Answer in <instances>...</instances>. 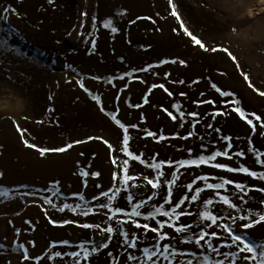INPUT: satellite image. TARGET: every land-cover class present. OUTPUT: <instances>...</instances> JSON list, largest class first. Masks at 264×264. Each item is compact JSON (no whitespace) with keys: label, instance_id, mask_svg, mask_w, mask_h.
<instances>
[{"label":"rangeland","instance_id":"1","mask_svg":"<svg viewBox=\"0 0 264 264\" xmlns=\"http://www.w3.org/2000/svg\"><path fill=\"white\" fill-rule=\"evenodd\" d=\"M5 7L15 12L7 13L6 20L0 19V264H73L64 253L80 251L76 245L90 240L99 243L103 238L63 221L97 223L106 219L103 215H78L82 209L95 210L99 202H106L105 197L93 199L102 191L119 187L121 192L116 193L112 205L131 211L126 199L129 193L112 179L113 171L119 172L120 168L114 167L111 160L115 158L121 166L124 159H129L120 151L124 133L105 112L116 115L126 126L136 125L128 128V147L147 163L176 162L227 151L232 160L218 157L214 162L264 172V155L261 164L256 163L255 155L256 151L264 153L260 127L253 132L232 111L239 108L257 125L259 122L250 114L264 121V95H260L264 92V0H171V5L168 0H52L51 4L48 0H0V16L5 15ZM173 10L179 21L171 15ZM107 20L112 24L105 28ZM112 27L117 31L112 32ZM184 29L209 50L195 44ZM214 47L227 48L239 67L226 53L211 51ZM241 73L248 76L247 81ZM161 84L171 96L164 88L152 87ZM212 84L233 95L220 96ZM93 96L99 97V104ZM203 100H212L213 104L198 103ZM169 112L177 119L173 120ZM180 112L185 114L182 120ZM191 112L198 116H188ZM17 126L24 130L23 135ZM145 130L156 135L147 136ZM189 132L194 135L180 139ZM25 140L41 149L68 144L72 147L41 156L36 148L26 147ZM237 152L244 155L236 156ZM128 169L130 174L140 175L135 183L143 185L129 189L137 193L133 202L146 200L153 191L157 193L142 212L164 203L161 197L166 189L153 190L143 181L144 175L153 178L152 169L133 160H129ZM81 170L88 175L81 176ZM161 171L165 174L162 180L171 179L172 171L179 176L172 189L173 200L190 195L183 185L197 175L233 179L249 187L264 186V181L204 165L185 169L175 163L169 168L165 163ZM197 185L203 187V182L197 181ZM227 187L231 192V186ZM246 199L248 204H240L241 208L250 206L254 212H264L259 204L264 193L252 191ZM49 200L51 203L46 202ZM65 204L76 208L77 214L68 208L57 211ZM200 207V202L187 205L192 212ZM221 207L217 204L212 210ZM181 220L192 223L193 217ZM109 223L121 227L114 221ZM240 223L233 227L239 230ZM122 227L128 229L127 225ZM134 231L141 237L138 248H152L154 234L148 233L145 238L142 230ZM246 231L257 240L264 239V222ZM64 240L69 245L59 243ZM172 244L177 251L222 258L193 245L177 241ZM92 246L85 243L89 249ZM25 251L32 259H23ZM55 252H61L62 258L55 257ZM127 252L144 259L138 250ZM125 255L122 237L114 233L107 248L92 254L87 262L81 259V264H126ZM190 258L177 256L172 264ZM158 264L168 262L161 259Z\"/></svg>","mask_w":264,"mask_h":264},{"label":"snow or ice","instance_id":"2","mask_svg":"<svg viewBox=\"0 0 264 264\" xmlns=\"http://www.w3.org/2000/svg\"><path fill=\"white\" fill-rule=\"evenodd\" d=\"M51 4L52 0H48ZM169 5H171V0H168ZM12 12L14 13L15 10L11 9L10 7L3 8V13L5 15L0 16V19L6 20L7 13ZM172 16H175L176 19L179 21V17L176 12L173 10L171 12ZM112 24L111 20H107L104 22V27L108 28ZM183 28V25L181 24ZM112 32H116L117 29L115 27L111 28ZM175 32L176 29H173ZM186 35H189L192 41L199 45L203 50L208 51L209 49L205 47V45L197 39V37L192 36L188 33L187 29H184ZM94 44V42H93ZM211 51H221L227 54V56L236 64V59L232 56V53L224 47L220 48H212ZM175 62V61H173ZM180 63H183L181 61ZM238 68L239 65L236 64ZM140 71H147V69H140ZM125 75H131V73H126ZM244 79L247 81L248 76L244 73H241ZM123 79L124 77H119ZM79 83V82H78ZM111 83V81H109ZM143 83V81H141ZM183 83V81H180ZM83 88V85H80ZM153 88L160 87L164 88L161 85H152ZM212 88L216 90L220 94V96H231L233 95L230 92L222 91L218 88L215 84L211 85ZM249 88H252V84H248ZM254 91L256 89H253ZM87 91V89H85ZM165 92H168L166 88H164ZM168 95L171 96L172 93L168 92ZM181 95H185L181 93ZM201 96L204 94L201 93ZM260 95H264V92H261ZM93 99L99 104V97L93 96ZM194 103H196L194 101ZM198 103L201 104H213L212 100H203L199 101ZM238 103V102H236ZM131 107V105H130ZM174 108H177V105H173ZM102 112L104 111L103 107L100 109ZM232 111L237 112L240 119L244 120L249 128L254 132L256 127L259 126L261 129V135H264V121L261 120V117L252 113L250 114L255 121L259 122L258 125L253 123V119H248L246 114L240 110L239 108H233ZM105 115L111 117L113 122L123 130V139H122V146L120 151L123 153L125 157L129 159H124L122 161V165H117V160L114 158L111 160V163L114 167H119L120 171H113L112 179L119 184H123L124 188L123 191L129 193L126 197L128 205L131 207V211H127L126 209L120 207H113L112 202L116 199V193L121 192L119 187L110 188L108 191H102L99 196H94L93 199L99 201L100 197H105L106 202H99L96 205V209L94 210L92 207H88L82 209L78 215L82 217L88 216H97L103 215L106 219L101 220L97 223H88V222H81L77 223L74 220H64L63 224H75L77 227L81 229H88L91 230L94 234L100 235L103 239L101 242L96 243L94 240H90L81 244L76 245L80 251H71L64 253L63 255H67L72 258L73 264H81V259L87 262L89 257L92 254H95L102 248H107L111 240L113 239V234L122 237V246L125 249V259L126 264L127 262H136V264H158V261L161 259L163 261H167L168 264H172L173 260L177 256H188L191 257L186 261L182 262V264H193V261L196 260L197 264H225V261H229V264H237L239 261L240 264H264V239L257 240L256 238L252 237L247 233L246 230L254 227L256 224H260L264 222V212H254L251 210L250 206L248 208H241L240 204H248V200L246 197L248 196L249 192L255 191L259 193H264V186L261 187H249L245 183L237 182L233 179L228 178H221L218 176H209V175H197L195 176L191 182L184 184L183 187L187 190V193L190 195L185 194L180 197H176L173 200V186L176 185V181L179 179L176 171H172L169 173L171 179H161L164 177L163 171H161L162 167L167 163L169 168L173 167V163H175L180 168H199L201 165L218 169L223 172L228 173H241L250 177L252 179H258L260 181H264V172H257L250 170L248 167L244 165H240L239 167H232L228 164L222 162H214L217 161L218 157H224L227 160H232V156L229 155L227 151H213L211 154L199 155L195 159H187V160H179L176 162H165L159 161L156 163H147L144 159L141 158V155H137L129 150V136H128V128L132 127L135 128L136 125L126 126L123 124L119 119H117L116 115L110 114L105 112ZM168 115L173 119L176 120L177 117L172 115L171 112ZM184 113H179V118L182 120L184 117ZM190 117H197L198 113L191 112L187 114ZM197 123L199 121H196ZM40 123V121H37ZM209 128L212 125H208ZM17 131L21 132L23 135V131L17 126ZM146 131V130H145ZM217 131H219L217 129ZM147 136H155V133L147 132ZM194 133L189 132L187 136H181L180 139H189L193 136ZM164 137H160L163 139ZM92 139V137H89ZM225 141L230 140L229 137L223 138ZM25 146L29 148H36V151L40 153L41 156L45 154V152H58L62 153L66 151V149L71 148L72 145L68 144L65 147H57L54 149H47V148H37L35 145L28 143V141H24ZM76 143H82V141H76ZM107 143V142H105ZM227 148H231V144L228 143L226 145ZM108 148L111 151H115L112 149V145L108 144ZM189 155L191 154V149H187ZM248 151H253L252 148H249ZM236 156H243V152L235 153ZM256 155V163L261 164L260 157L264 155L259 151L255 152ZM129 160L137 161L141 165L146 168L152 169L155 175L153 178H149L148 175L143 176V181L146 182V185L150 186L151 189L156 190L160 189L161 187L165 188V194L161 197L164 201L163 204L159 206H153L150 211L142 212L141 209L146 208L148 201H151L157 193L155 191L152 192L151 195L147 197L146 200H138L134 201L136 196V192H129V189H137L143 185H138L135 183L136 180L140 179L139 174H130L128 169ZM264 166V165H262ZM81 176L88 175V173L81 170ZM93 176L99 175L98 173H92ZM209 180H219L220 182L217 183H210ZM197 181L203 182V187L197 185ZM194 185H196L194 187ZM227 186H231L232 191H229ZM96 187H100L96 185ZM109 192H112V195H109ZM204 192L210 193V195L206 197H202L201 194ZM3 193H0L2 195ZM81 200H84L83 196H80ZM47 203H51V201H46ZM197 202H200L201 207L198 208L195 212L189 211L187 209V205H195ZM87 203V201H86ZM221 205V209L213 211L212 209L215 208V205ZM259 204L262 208H264V199L259 201ZM167 205V207H165ZM211 206V207H210ZM53 207H56L53 205ZM76 207H80L77 205ZM66 208L70 209L74 214L76 213V208H73L71 205L65 204L63 207L57 208V211L63 212ZM100 209H106V212L101 213ZM236 213H244L242 215H232L231 212ZM226 214H221V213ZM110 213V214H109ZM191 216L193 217V222L188 223L181 220L182 217ZM120 217H124V219H120ZM160 217L161 219H158ZM253 217H255L253 219ZM166 218V219H163ZM141 219L144 222H141ZM117 225H121L119 228H114L111 223L113 222ZM149 221L154 222L152 224ZM227 221H231L228 223ZM240 221L239 230H237L234 225ZM52 222V221H50ZM11 223V221H9ZM27 223V221H26ZM103 225V226H102ZM123 225H127L128 229L126 230ZM165 229H170L166 231ZM198 229V231H197ZM134 230H142L143 236L146 238L148 233L154 234L152 239L155 243L152 245V248L144 247L138 248V242L141 239L140 235ZM18 232V230H17ZM166 243H161L165 242ZM172 241H177L180 244H189L193 245L195 249L204 252L205 250L209 253H215L217 257H222L219 259H214L209 255L205 254L202 257L197 254L196 251H177V249L172 244ZM215 241V243H214ZM31 243V241L29 242ZM61 245L67 246L69 245V241L64 240L59 242ZM85 243H91L93 246L91 249L85 247ZM55 246V245H54ZM23 248V245H20ZM127 249L138 250L143 254V260L140 257L134 254V252H127ZM221 249H227L226 251H222ZM55 257L62 258L61 252H55L53 254ZM109 257H112V253H108ZM24 260L32 259L27 255L25 251L23 255ZM39 259V257L35 258ZM51 259V257H49Z\"/></svg>","mask_w":264,"mask_h":264},{"label":"bare ground","instance_id":"3","mask_svg":"<svg viewBox=\"0 0 264 264\" xmlns=\"http://www.w3.org/2000/svg\"><path fill=\"white\" fill-rule=\"evenodd\" d=\"M34 156V155H33Z\"/></svg>","mask_w":264,"mask_h":264}]
</instances>
